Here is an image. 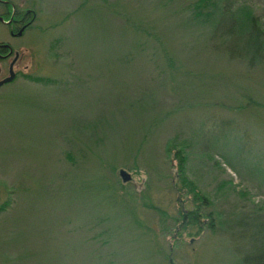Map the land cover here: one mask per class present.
I'll return each mask as SVG.
<instances>
[{
	"label": "rangeland",
	"instance_id": "374dc122",
	"mask_svg": "<svg viewBox=\"0 0 264 264\" xmlns=\"http://www.w3.org/2000/svg\"><path fill=\"white\" fill-rule=\"evenodd\" d=\"M191 1L0 0L35 12L21 36L0 21L20 55L0 87V264H243L264 239V53L230 52ZM237 5L264 24V0ZM179 150L209 202L196 225Z\"/></svg>",
	"mask_w": 264,
	"mask_h": 264
},
{
	"label": "trees",
	"instance_id": "16d2710c",
	"mask_svg": "<svg viewBox=\"0 0 264 264\" xmlns=\"http://www.w3.org/2000/svg\"><path fill=\"white\" fill-rule=\"evenodd\" d=\"M244 2L246 0H240ZM239 0H192L190 8L191 19L195 24L209 25L211 27L212 38L223 39L233 37L235 45L232 51H242L244 55L249 57V62L261 61V56L264 53V24L260 21L259 16L252 13V8L248 5H237ZM237 28L244 29L239 33ZM234 33V34H233ZM238 47V49L236 48ZM250 50V51H249ZM164 51H167L164 49ZM252 64V63H251ZM38 82L46 83L49 79L35 78ZM256 106L260 104L253 103ZM180 151V150H179ZM183 151L177 152L178 166L180 172V180L184 187L194 193V205L192 210L182 213L181 219L190 224H198L199 217L210 216L205 214L204 209L209 204L208 200L195 192V185L189 188V181L183 174L184 156ZM255 223L259 224V222ZM212 223L209 224V228ZM243 264H264V239L255 245L253 250L242 257Z\"/></svg>",
	"mask_w": 264,
	"mask_h": 264
},
{
	"label": "flooded vegetation",
	"instance_id": "af4514ba",
	"mask_svg": "<svg viewBox=\"0 0 264 264\" xmlns=\"http://www.w3.org/2000/svg\"><path fill=\"white\" fill-rule=\"evenodd\" d=\"M5 16H8V18L4 19ZM0 17L3 19V21L1 20L0 21L5 26L8 27V32L10 33L11 36H21L24 33V31H26L30 27V24L35 19V12L30 8L23 10V9H16L15 6L12 7L11 10H7L6 7L3 12H0ZM4 45H8V46H4ZM11 56L12 58H10ZM9 58L10 60L8 61L6 75H3L0 66V80L4 79L9 75L10 65L12 62H13V70L15 72V77H16L17 72L15 71V66L20 58L19 52L17 50H14V48L9 43L0 42V61L8 60ZM10 82L1 84L0 87Z\"/></svg>",
	"mask_w": 264,
	"mask_h": 264
},
{
	"label": "water",
	"instance_id": "95a60500",
	"mask_svg": "<svg viewBox=\"0 0 264 264\" xmlns=\"http://www.w3.org/2000/svg\"><path fill=\"white\" fill-rule=\"evenodd\" d=\"M0 20L3 21V19L1 17H0ZM4 46H8V45H4ZM14 77H15V72L13 70V62H12L11 65H10L9 75L7 77H5L4 79L0 80V85L4 84L6 82L12 81L14 79ZM119 173H120V176H121L123 181H127V180H129L131 178L129 173L126 172L123 169H121L119 171Z\"/></svg>",
	"mask_w": 264,
	"mask_h": 264
}]
</instances>
